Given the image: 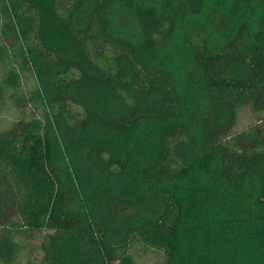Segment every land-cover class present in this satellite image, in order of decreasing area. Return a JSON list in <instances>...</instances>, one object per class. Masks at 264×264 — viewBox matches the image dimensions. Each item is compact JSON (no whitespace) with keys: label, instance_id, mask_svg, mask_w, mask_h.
Instances as JSON below:
<instances>
[{"label":"trees","instance_id":"16d2710c","mask_svg":"<svg viewBox=\"0 0 264 264\" xmlns=\"http://www.w3.org/2000/svg\"><path fill=\"white\" fill-rule=\"evenodd\" d=\"M2 111L0 264H264V0H0Z\"/></svg>","mask_w":264,"mask_h":264},{"label":"rangeland","instance_id":"374dc122","mask_svg":"<svg viewBox=\"0 0 264 264\" xmlns=\"http://www.w3.org/2000/svg\"><path fill=\"white\" fill-rule=\"evenodd\" d=\"M246 111V110H245ZM240 112L237 115L238 120H236V123L234 125V130L238 131L241 130L245 127V125H248V123L250 122V120L248 119V117L246 116L248 114V112L246 111ZM15 113L13 111L11 112H7V111H2L0 114V125H5L6 120L12 119L14 118L13 115ZM39 241V234H37L36 236H34V238H32L31 240L28 241L29 246H35L36 243ZM36 252V250H35ZM38 254V252L36 253ZM156 256L152 255L149 251H147L145 254H143L142 256H139L138 260L142 261L144 264H149L150 261L156 259Z\"/></svg>","mask_w":264,"mask_h":264}]
</instances>
